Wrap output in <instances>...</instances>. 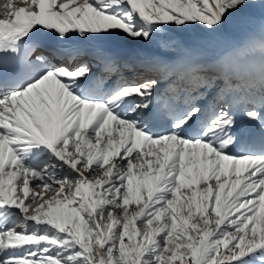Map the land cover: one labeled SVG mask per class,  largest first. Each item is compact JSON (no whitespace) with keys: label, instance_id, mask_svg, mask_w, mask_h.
Masks as SVG:
<instances>
[{"label":"snow or ice","instance_id":"snow-or-ice-1","mask_svg":"<svg viewBox=\"0 0 264 264\" xmlns=\"http://www.w3.org/2000/svg\"><path fill=\"white\" fill-rule=\"evenodd\" d=\"M0 16V264H264V0ZM45 36L60 47L37 55ZM114 37L154 50L120 57Z\"/></svg>","mask_w":264,"mask_h":264},{"label":"rangeland","instance_id":"rangeland-1","mask_svg":"<svg viewBox=\"0 0 264 264\" xmlns=\"http://www.w3.org/2000/svg\"><path fill=\"white\" fill-rule=\"evenodd\" d=\"M14 2H17V1H14ZM4 3H6V0H0V5H3ZM257 12V14L259 13L260 14V12L259 11H256ZM254 15H255V13H254ZM255 17V16H254ZM0 18H3V16H0ZM251 28V26H246V27H236V26H229L228 28H226L224 31H231V32H235V33H237V34H239V35H241V34H246L248 31H249V29ZM112 39H114V40H127V41H129V43H131V44H133L136 48H138L139 50L141 49L142 51L143 50H147V49H149V48H151V49H154V46H151V45H146V44H136V43H134L132 40H130V39H124V38H120V37H114V38H112ZM50 191H48V193H49ZM48 193H46V195L48 194ZM51 193V192H50ZM52 195V194H51ZM49 197V195H47V196H45L44 197V199H47Z\"/></svg>","mask_w":264,"mask_h":264},{"label":"bare ground","instance_id":"bare-ground-1","mask_svg":"<svg viewBox=\"0 0 264 264\" xmlns=\"http://www.w3.org/2000/svg\"><path fill=\"white\" fill-rule=\"evenodd\" d=\"M14 1H17V0H14ZM255 15L258 16L259 14L255 13ZM3 18H4V17H3ZM45 37H47V38L51 37V38H53V39L56 40V38H55L54 36H45ZM111 42H112L111 39L108 40V41H106V42H104V47H105V48H108V46H110ZM137 54H140V51H138ZM123 75H124L125 78H128V79H132V78L134 77V74H133L132 72H129V71H125V72L123 73ZM116 78H117V80H118V77H115L114 80H116ZM154 130H155V131H159V130H156V129H154ZM238 150H239V149H237V151H238ZM36 191H39V189H37ZM46 193H48V192H45V193H44V197L47 196V195L51 196V194H52V193L49 192V193L46 195Z\"/></svg>","mask_w":264,"mask_h":264}]
</instances>
